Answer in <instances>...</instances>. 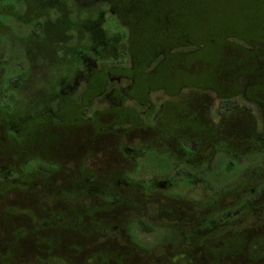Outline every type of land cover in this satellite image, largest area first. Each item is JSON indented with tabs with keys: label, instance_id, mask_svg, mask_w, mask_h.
<instances>
[{
	"label": "rangeland",
	"instance_id": "1",
	"mask_svg": "<svg viewBox=\"0 0 264 264\" xmlns=\"http://www.w3.org/2000/svg\"><path fill=\"white\" fill-rule=\"evenodd\" d=\"M1 1L0 104L12 115L6 134L24 143L11 159L1 142L0 163L28 158L33 170L0 176V264H183L170 261L180 252L219 264L222 241L229 253L255 247L226 264L245 254L264 264V0H219L204 38L172 42L162 24L136 39L131 23L147 22L122 24L112 10L120 0ZM225 98L244 109L221 118ZM226 122L253 134L215 136ZM34 157L57 170L48 177ZM10 184L39 200L10 203ZM82 204L108 207L115 227L95 250L77 247L90 234L59 227ZM140 215L153 230L132 220Z\"/></svg>",
	"mask_w": 264,
	"mask_h": 264
},
{
	"label": "trees",
	"instance_id": "2",
	"mask_svg": "<svg viewBox=\"0 0 264 264\" xmlns=\"http://www.w3.org/2000/svg\"><path fill=\"white\" fill-rule=\"evenodd\" d=\"M140 1V2H139ZM185 0H182V2H184ZM0 2H2L0 0ZM215 3V6H213V4L210 3ZM3 3V2H2ZM220 2L219 0H193V7L190 8L188 5L186 6L185 3H181V4H176V0H130V4H127L125 0H120V1H114L113 2V13L116 15L117 19L124 25H126L128 22V20H133V18L136 17H143L147 23H145V25L148 27L147 29H144L142 27H132V25L134 23H131L129 29L131 33L135 34V38L139 39L141 41H145L147 42L149 39V34L151 33H158L157 30H159V27H161L160 24H162L163 26L166 27L165 30L161 31V37L164 40H167V42L169 40H171L170 42H172L173 40H179V39H185L186 38V33H188V35H190L189 38H194V40L197 39H202L204 38L205 35V24L207 22V16L209 14V11L211 9H216V10H220ZM165 12H169L168 15H164ZM213 13V12H212ZM212 13H210L209 15H211ZM213 15V14H212ZM214 20V19H213ZM134 22V21H133ZM188 23L192 24V29L190 26H188ZM178 24V26H177ZM182 24H184L185 26L182 27ZM175 26V29L178 30L180 28V30L178 31V33H176L174 38H170L171 33L173 32V28ZM213 26H217L214 21L210 22L209 27H213ZM42 24L40 22H38L37 28L41 29ZM224 29V27H223ZM136 31V32H135ZM214 31V30H213ZM38 33V31H36ZM239 35V34H238ZM207 36V35H206ZM206 38V37H205ZM169 42V43H170ZM168 43V44H169ZM200 44V43H198ZM202 50L204 49V45L201 46ZM20 79V75L17 76L16 80ZM137 79H135L136 81ZM137 85V83H135ZM136 87V86H135ZM134 87V88H135ZM135 89L132 90V92H134ZM240 105V106H239ZM240 107H245V105H241L238 104L236 102H232L231 99L229 98H225L221 100V104H220V110H219V114L225 116L226 113H228L230 110H238V108ZM11 113L9 111V109L5 108L3 105L0 104V145L1 142H3L4 140L9 142V157L11 159H14V150H12V147L15 148V145L17 146V144L23 142L22 140H15V143L12 142V140L14 139L13 137H10L6 134V130L9 129V124L11 121ZM220 129V128H219ZM237 129V128H235ZM234 128H230V127H221V130H216V131H220L219 133H214L215 136L218 137H224L227 135V139L235 134H239L240 130H235ZM243 129H241L242 131ZM26 134V133H25ZM239 140L243 141L246 139V136H237L235 135ZM24 143V142H23ZM210 144L212 145V143L210 142ZM21 148V147H20ZM23 154H25L23 152ZM35 158V157H34ZM37 160L38 164V168H41L42 171L46 172V175L49 177L51 175H53L55 173V171L57 170V165L56 164H46V163H41L37 158H35ZM34 160V159H33ZM32 163H30V159H25L23 161H17V160H13L11 161L10 159H8L7 161L1 162L0 163V176L6 171H18L19 169H22L24 172L25 171H31L33 170L32 168ZM36 171L37 169L34 168ZM2 186H4V183H2ZM60 190V188H58ZM59 190H57L55 192V197H57L58 195L60 196V194H57L59 192ZM13 191H17L16 193ZM6 195H10V194H14L16 197L12 200H10V203H12L13 201H15L17 199V197L21 198L19 194H29L32 196H36V200H39L38 198H40L39 194L37 193V191H35L34 189H30L28 187H24L23 189L21 188L19 190V194H18V188L17 187H13L11 184L8 185L6 187V191H5ZM71 195V194H70ZM61 197V196H60ZM6 205V204H5ZM4 205V206H5ZM84 206V213L81 216H77L74 213H70V215H64V212L62 214V216H60V218H62L59 227L63 230L64 228H73L75 226V229H77L75 231V233H77V231L79 229H82V234H90L92 237L97 235L99 238L104 235L103 233L99 232V231H103L100 230L101 227L104 226H100L98 228V232H93V228L98 227L99 225H106L107 223V218L105 216L106 212H107V208L106 206H104L105 210L94 207L91 204H82ZM1 207V206H0ZM15 205L13 204H9L6 206V208L8 209H14ZM151 211L155 212L156 208L155 206L152 205ZM95 208L100 209L98 210V212H96V210H94ZM59 210V209H57ZM56 210V212H57ZM55 212V214H56ZM55 216L57 215H52V217L55 218ZM14 218H24V216L22 214H16L13 216ZM22 218V219H23ZM132 220H136V222H138L140 224V226L142 227V229L149 231V230H153L155 225L154 222H150L147 219H143V217H139L136 216L135 218H133ZM130 221V220H129ZM12 225V222H9ZM163 224V223H161ZM58 227V229L60 230V228ZM57 229V230H58ZM72 230V229H70ZM4 234L6 236H8V232L9 230H5L3 231ZM79 234V233H77ZM5 237V236H4ZM45 239V238H43ZM51 248L55 247L53 245H49Z\"/></svg>",
	"mask_w": 264,
	"mask_h": 264
},
{
	"label": "flooded vegetation",
	"instance_id": "3",
	"mask_svg": "<svg viewBox=\"0 0 264 264\" xmlns=\"http://www.w3.org/2000/svg\"><path fill=\"white\" fill-rule=\"evenodd\" d=\"M239 109V108H238ZM230 111H235V110H230ZM222 116L223 115H221L220 117L222 118ZM224 118L226 117V115L225 116H223ZM222 120V119H221ZM222 127H230L229 126V124L226 122V124L225 125H222ZM241 131V130H240ZM243 131H247L246 129H243ZM248 132V131H247ZM251 135V134H253V133H247V135ZM159 136V135H158ZM160 137V136H159ZM246 138H247V136H246ZM71 182H74V181H71ZM156 209H157V206L155 207ZM139 217H142L141 215L139 216ZM143 219H144V217H143ZM129 222V221H128ZM138 223V222H137ZM159 223V226H161V222H158ZM139 224V223H138ZM100 226H104V227H101V229L100 230H103V231H99V232H101V233H103L104 234V231H106V234H104V235H102L100 238L97 236V235H95V236H93L92 238H94V241L96 240V242H94V241H89L88 243L89 244H83V241H82V243H80L79 244V246H77V247H90V248H88V249H92V250H95V248L97 249L99 246H101L104 242H105V238L106 237H108V233H110V230L111 229H113V228H115L114 226H112V224H106V225H99L98 227H95V228H93V232H98L97 230H98V228L100 227ZM141 227V226H140ZM77 233H79L80 235H83L82 233V229H79L78 231H77ZM246 243H248V242H246V241H244V242H242L240 245H242L240 248H237L236 246H231V247H229V246H227V248L228 249H230L231 248V253H229L230 251H226L225 250V242H221V244H220V246H217L218 248H217V251H220V252H222V256H221V258H222V261H219V264H226L227 263V261H231L230 259H232L233 257H234V254H236V257L238 256V254L236 253V251L237 250H240V251H242L243 253H246L247 251H251L252 249H254L255 247H253V246H251V249L249 250L247 247H245V244ZM92 247V248H91ZM203 248V247H202ZM208 248L209 247H207V249L206 248H204V249H206L207 250V253H205L206 251H203V253H204V255L205 254H208V252H210L209 250H208ZM233 249V250H232ZM183 253H185V252H180L179 254H173L172 256H170V261H173V260H175V259H177L179 256H182L181 258H180V262L181 263H183V264H194V262H192V258H196V259H198L197 257L198 256H195V255H192V256H190L189 255V253H185V255L183 254ZM219 254H221V253H219ZM251 254V253H250ZM198 255V254H197ZM246 255V254H245ZM243 256L242 258H240L239 259V264H255V262H256V256L253 254V255H251L252 256V258L250 259L249 258V256ZM239 256H240V254H239ZM247 258H249L250 260H248ZM254 261V262H253ZM206 264H208V262L206 263Z\"/></svg>",
	"mask_w": 264,
	"mask_h": 264
}]
</instances>
